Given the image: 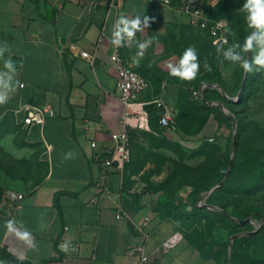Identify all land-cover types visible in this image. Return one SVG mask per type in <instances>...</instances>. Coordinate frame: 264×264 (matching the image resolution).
Returning a JSON list of instances; mask_svg holds the SVG:
<instances>
[{
	"label": "crops",
	"instance_id": "0c3cea01",
	"mask_svg": "<svg viewBox=\"0 0 264 264\" xmlns=\"http://www.w3.org/2000/svg\"><path fill=\"white\" fill-rule=\"evenodd\" d=\"M109 2L0 0V71H6L9 59L16 68L15 86L0 104V125L20 129L27 145L20 151L34 154L38 162L25 188L9 189L24 194L13 221L30 233L29 239L10 232L0 212V249L9 255L3 264H138L142 253L147 264H185L179 242L168 251L162 247L175 235L169 220L156 215L146 200L128 195L132 192L123 189L122 171L102 178L98 158L113 145L112 135L123 130L125 108L110 60L115 19L121 14L150 18L149 26L135 35L137 42L152 39L139 62L133 61L135 43L121 46L120 55L149 79L136 102L143 108L161 100L176 112L182 84L167 64L175 67L179 60L174 49L186 18L162 0H118L116 12ZM216 4L210 0L212 7ZM82 51L93 57V64L80 56ZM152 73L161 77L160 83ZM44 106L54 110L52 117L42 125L22 124L23 108ZM129 123L128 130L140 128L134 119ZM96 183L102 185L97 192ZM145 218L147 238L138 230Z\"/></svg>",
	"mask_w": 264,
	"mask_h": 264
},
{
	"label": "rangeland",
	"instance_id": "374dc122",
	"mask_svg": "<svg viewBox=\"0 0 264 264\" xmlns=\"http://www.w3.org/2000/svg\"><path fill=\"white\" fill-rule=\"evenodd\" d=\"M182 1L162 0L178 12ZM242 4L243 0H225L226 9L234 13L247 35L251 30L238 10ZM213 17L230 26L223 48L217 51L218 44L206 33L185 23L180 24L179 43L173 48L179 58L187 47L197 50V76L181 80L182 86L208 89L198 100L185 95L176 111L177 130L161 132L152 121L147 127L131 129L130 159L122 170V186L169 220L172 234L180 238L185 264H219L220 252L228 253L230 264H264V219L246 216L253 209L264 213V67L252 65V71L245 72L239 61L225 59L224 52L232 43L244 41L233 30L231 19L217 11ZM253 43L250 57L243 53L249 63L259 54ZM232 51L239 54L241 49ZM215 110L229 116L232 126L219 127L212 116ZM230 130H234L235 141L231 173L223 185L210 191L225 179L229 168L225 166V141ZM215 134L218 137L213 139ZM26 146L20 129L0 125V199L4 191L25 188L26 177L38 170L36 156L20 151ZM160 197L179 204L181 212H189L190 217L168 218L158 204ZM216 210L234 217L237 225H227L214 214Z\"/></svg>",
	"mask_w": 264,
	"mask_h": 264
},
{
	"label": "built area",
	"instance_id": "2783aa9c",
	"mask_svg": "<svg viewBox=\"0 0 264 264\" xmlns=\"http://www.w3.org/2000/svg\"><path fill=\"white\" fill-rule=\"evenodd\" d=\"M212 7L210 0H183L180 5V13L186 18L187 25L197 31L207 33L213 40L221 41L226 37L228 24L225 20H211L208 16L207 8ZM108 8L114 12L118 11V0H110ZM135 39V38H134ZM123 43V41H122ZM70 49L74 48V45H69ZM80 56L93 64V57L87 52L82 51ZM110 60L115 66L117 74L116 78V91L121 102L124 105L125 113L122 118L123 130L119 133L112 135L113 145L103 150L99 158L102 162L101 177L105 178L106 174L113 170L122 171L125 164L130 159L129 150V134L128 126L129 120H135L134 127H147V115L143 111L141 104L137 103V98L145 92L150 84L149 81L136 72L120 55V47L113 46V53L110 56ZM193 97L198 96V92H192ZM154 103L157 107L162 109V115L159 123L163 128H168L174 131V120L176 112L170 108H167L161 100H155ZM24 117L22 124L24 126L42 125L47 117L54 115V110L50 106L44 107H30L23 108ZM102 187L101 183H96L94 186L95 191H100ZM24 199V194L16 191L7 190L4 191L0 199V212L6 216L8 220H13L20 204ZM149 222L148 218H145L143 225H138V230L147 238L143 232L145 224ZM180 238L177 235H172L166 241L163 242L162 247L168 251L172 249L179 242ZM138 264H147V257L142 253Z\"/></svg>",
	"mask_w": 264,
	"mask_h": 264
},
{
	"label": "clouds",
	"instance_id": "9594fccd",
	"mask_svg": "<svg viewBox=\"0 0 264 264\" xmlns=\"http://www.w3.org/2000/svg\"><path fill=\"white\" fill-rule=\"evenodd\" d=\"M238 10L244 14L245 23L248 29L251 30V34L249 35V32L244 37L242 44L240 42L232 43L224 52V57L232 62L239 61L240 67L245 72H251L252 65L264 67V0H243V4ZM149 23L150 18L146 15L141 16L137 14L131 17L125 14L119 15L112 25L111 44L119 48L121 46H132L135 43L138 50L135 53V57H133V61L138 63V58L144 55V50L151 45L152 39L137 42L134 38L136 33L147 28ZM252 29H255V31L253 32ZM254 41L256 42V46L259 47V54H256L251 63H249L243 59V53L254 49ZM215 43L218 44L217 51H219L223 48L224 44H227V38L223 37L222 42L216 41ZM237 47L241 49L240 53L233 54L232 49ZM205 67H208V65L205 64ZM4 68L6 71H0V88L3 89V91H0V104L7 101L8 92L15 86L13 74L16 68L11 59L5 62ZM167 68L171 76L177 77L180 80L190 81L194 79L200 68V63L197 60V50L191 46L187 47L180 56L176 66L174 67L172 63H168ZM6 224L8 230L10 232L14 231L20 239H29L30 233L27 230L21 231L16 228L13 220H8Z\"/></svg>",
	"mask_w": 264,
	"mask_h": 264
},
{
	"label": "trees",
	"instance_id": "16d2710c",
	"mask_svg": "<svg viewBox=\"0 0 264 264\" xmlns=\"http://www.w3.org/2000/svg\"><path fill=\"white\" fill-rule=\"evenodd\" d=\"M207 11H208V16H209V18L211 20H219V18H214L213 17V13H215L216 11H217V13L221 14L223 17H227V18L231 19L232 20V28H233V30H235L237 36L244 41V37L246 35L242 31V29L239 27V21L236 18V16L234 15V13L231 12V11H228L226 9L225 0H218L217 4L215 6H213V7H208ZM229 28H230V26H228V29ZM228 29H227V31H228ZM195 31H197V30H195ZM198 32H201V31H198ZM202 33H205V32H202ZM226 35H227V32H226ZM209 38H210V36H209ZM142 76H144V75H142ZM151 76L156 78L158 83H160L161 80H162L161 77L157 76V74H155V73H152ZM144 77L147 80H149L146 76H144ZM207 89H208V87H206V86H204L203 89H201V87L196 89L194 87H191L189 84L187 85V87L186 86L185 87L182 86L181 89L179 90V93H178L176 111L179 108L180 103H181L182 99L185 97L186 94L189 93L193 97L192 92L196 91V92H198V96L197 97H193V98H196L198 100V98L202 97L201 96L202 93L206 92ZM143 110H144V112L147 115L148 126H149L150 122L152 121L153 124L155 125L156 129H158L159 131L162 132V131H165V130L168 129V128L167 129L163 128L160 125L159 120H160V117L162 115V109L157 107V105L154 103V101L144 105L143 106ZM212 116H213L214 121L218 124L219 127L222 126L223 124H225L226 126H229V127L232 126L231 118L229 116H227L226 114H224L222 111L215 110L212 113ZM178 126H179L178 113L176 112V117H175V120H174V131L178 129ZM130 133H131V130H128L129 142H130ZM233 134H234V130H230L229 135H228V137L226 138V141H225V155H226L225 166H229L230 162H231L230 161V154H231L232 146H233ZM217 137H218V135L215 134L212 138L215 139ZM204 139H206V138H204ZM232 166L233 165L231 163V167ZM230 173H231V169H230ZM230 173H229V175H230ZM128 195L130 197H135V196H132L131 194H128ZM158 204L164 210V213H165V215L168 218H172V219L176 220V219H180L182 217H186V218L190 217L189 212L182 213L181 212V206L179 204H176L174 201H170L166 197H160L158 199ZM214 214H216L217 216L221 217L227 223V225H232V226L237 225V223L235 222V218L227 215L223 211L216 210V211H214ZM246 216H250L252 219L253 218L259 219V220L260 219H264V213L260 209H253V210L249 211L246 214ZM240 222L241 221H239V223ZM0 256L2 257V259L9 257V255L6 254L4 249H0ZM218 263L219 264H228L229 263V255H228L227 252H220L218 254ZM232 264H235V263L232 262Z\"/></svg>",
	"mask_w": 264,
	"mask_h": 264
},
{
	"label": "water",
	"instance_id": "95a60500",
	"mask_svg": "<svg viewBox=\"0 0 264 264\" xmlns=\"http://www.w3.org/2000/svg\"><path fill=\"white\" fill-rule=\"evenodd\" d=\"M250 52H251V51H248V52H247V57H248V58L250 57ZM234 148H235V141H234V135H233V146H232V151H231L232 153H233V151H234ZM230 169H231V162H230V165H229V168H228V171H227V174H226L225 179H224L223 181H221L216 187H214V188L211 189L210 191L219 188L222 184L225 183L226 178H227V176H228L229 173H230ZM245 223H246V221H241V222H240V224H245ZM229 264H230V263H229Z\"/></svg>",
	"mask_w": 264,
	"mask_h": 264
}]
</instances>
